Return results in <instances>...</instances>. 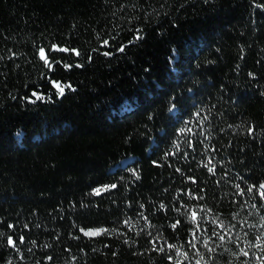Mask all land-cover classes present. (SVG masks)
I'll return each instance as SVG.
<instances>
[{"label":"trees","instance_id":"16d2710c","mask_svg":"<svg viewBox=\"0 0 264 264\" xmlns=\"http://www.w3.org/2000/svg\"><path fill=\"white\" fill-rule=\"evenodd\" d=\"M0 264H264V0H0Z\"/></svg>","mask_w":264,"mask_h":264},{"label":"snow or ice","instance_id":"6c2138e0","mask_svg":"<svg viewBox=\"0 0 264 264\" xmlns=\"http://www.w3.org/2000/svg\"><path fill=\"white\" fill-rule=\"evenodd\" d=\"M60 51H68L67 49H59ZM120 51H123V48L120 49ZM77 55H79V53H77ZM107 55V53H106ZM40 56L42 59H44L46 62H47V57L45 56L44 54V51L41 50L40 52ZM49 67H51V64L48 65ZM56 88L59 90V95H63L64 94V87L61 86L60 84H55ZM68 88H71V85H67ZM35 95V93L33 94ZM113 187H115L113 185ZM99 189H97V194H99ZM101 231H106V230H98V231H88L85 233V235H88V236H96V235H100L101 234ZM9 243L13 244V246H15V242L14 241H9Z\"/></svg>","mask_w":264,"mask_h":264}]
</instances>
